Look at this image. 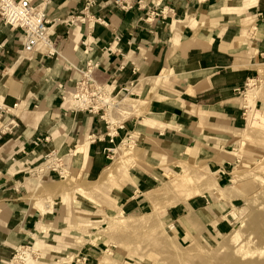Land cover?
Returning <instances> with one entry per match:
<instances>
[{
  "label": "crops",
  "instance_id": "crops-1",
  "mask_svg": "<svg viewBox=\"0 0 264 264\" xmlns=\"http://www.w3.org/2000/svg\"><path fill=\"white\" fill-rule=\"evenodd\" d=\"M32 3L56 22L54 55L25 53L23 34L0 21V222L12 227L5 242L28 239L37 214L20 206L21 189L53 151L81 142L80 158L74 161L77 177L92 181L109 168L107 154L115 151L116 142L123 144L128 135L138 138L134 144L145 142L152 162L139 165L142 174L124 185L130 192L129 197L123 194L124 206L137 213L151 206L147 196L159 180L143 170L157 162L150 156L155 147L184 155L194 141L216 150L220 140L232 141L239 134L234 122L246 116L240 111L246 107H239L235 93L264 65V0H144L141 8L128 12L114 0H93L89 7L87 0ZM154 10L159 17L151 15ZM83 70L94 73L112 100L145 106L149 122L132 130V115L111 134L102 114L70 109L67 88ZM220 125H227L228 132ZM145 126L152 131L145 132ZM203 150L197 151L199 159ZM212 155L217 163L223 157ZM52 171L66 180L63 169ZM227 210L195 195L170 214L179 225L196 218L225 233ZM89 255L77 262L87 264Z\"/></svg>",
  "mask_w": 264,
  "mask_h": 264
},
{
  "label": "rangeland",
  "instance_id": "rangeland-1",
  "mask_svg": "<svg viewBox=\"0 0 264 264\" xmlns=\"http://www.w3.org/2000/svg\"><path fill=\"white\" fill-rule=\"evenodd\" d=\"M260 63L264 64V58H260ZM258 69L252 82L235 93L239 107H246L240 110L246 116L234 122L240 132L232 141L220 140L216 150L194 141L196 152L188 150L183 155V151H173L171 155L155 147L149 154L157 162L143 170L150 176L158 175L159 180L154 181L153 191L147 196L151 206L145 211L132 212L124 206L123 196H130L124 185L135 180L137 173L142 174L139 165L152 162L147 158L151 147L145 142L135 143L136 147L133 141L138 138L132 140L128 135L124 144L116 142V152L107 154L108 167L121 162L128 168L130 180L116 171L102 181L101 177L92 181L78 178L74 161L80 158L76 152L81 142L70 145L67 151H56L57 155L53 151L37 165L42 166L31 173L21 189L20 206L38 216L28 226V239L13 245L5 242L6 232L12 227L0 222V264H80L77 260L88 253L87 264H103L105 260L106 264H264V65ZM80 73L74 85L67 88L66 100L74 106L70 109L102 114L109 122L111 134L132 115V130L149 122L145 106L118 105L119 100H112L109 89L98 83L94 73L88 77L85 70ZM220 126V130H226L227 125ZM148 130L152 131V126L146 127L145 132ZM218 131L209 132L217 135ZM197 146L204 149L200 159L197 154L201 148ZM131 147L136 160L125 155V151L118 153L119 149ZM219 152L223 157L217 163L212 154ZM59 158L60 163L56 162ZM52 169H63L66 180ZM228 192L230 198H225ZM195 195L207 197L220 209H228L222 223L226 225L225 233L212 231L196 218L182 220L179 225V220L170 214ZM38 226L46 232L39 245L32 235ZM180 226L187 229V234ZM30 248L37 251L27 262L23 253Z\"/></svg>",
  "mask_w": 264,
  "mask_h": 264
},
{
  "label": "built area",
  "instance_id": "built-area-1",
  "mask_svg": "<svg viewBox=\"0 0 264 264\" xmlns=\"http://www.w3.org/2000/svg\"><path fill=\"white\" fill-rule=\"evenodd\" d=\"M114 3L120 10L128 12L136 7L141 8L144 0H114ZM93 4V0H87L88 7ZM155 14L160 16L156 10L151 12V15ZM0 21L12 31L23 34L25 53L44 52L54 55L55 43L52 36L56 22H50L44 11L34 6L30 0H0ZM91 73L90 70L86 71V77Z\"/></svg>",
  "mask_w": 264,
  "mask_h": 264
},
{
  "label": "bare ground",
  "instance_id": "bare-ground-1",
  "mask_svg": "<svg viewBox=\"0 0 264 264\" xmlns=\"http://www.w3.org/2000/svg\"><path fill=\"white\" fill-rule=\"evenodd\" d=\"M55 52H56V49L54 48V50H53V53L55 54ZM127 99V98H126ZM131 103H133V102H131ZM135 103V102H134ZM133 103V104H134ZM118 105H120V106H123V107H130L131 106V104H130V102L129 101H126L125 99L124 100H122V101H119L118 102ZM128 111V110H127ZM128 114V113H127ZM124 144V143H123ZM126 146V145H125ZM123 147V146H122ZM124 148V147H123ZM124 151H125V155H128V157L129 158H131V159H133V160H136V154H135V151L133 150V148L131 147L130 148V150L128 149V150H125V149H119L118 150V153L121 155V153H124ZM114 152H116V150L114 151ZM120 155H119V157H120ZM135 158V159H134ZM120 159V158H119ZM121 165V166H120ZM108 170V169H107ZM120 172V173H122V175L124 174V177L125 176H127L128 177V175H129V173H128V168L127 167H125V165L124 164H121V162H118L117 164H115L114 166H111L110 168H109V170L108 171H106L102 176H101V178H100V180L102 181L103 179H105L106 178V176L108 175V176H111L112 174H114V173H116V172ZM121 175V174H120ZM130 177H128V180H130L129 179ZM46 212V211H45ZM44 214H46V213H44ZM44 234H46V232H44V228H41V227H37L36 228V231L34 232V234H33V237L36 239V241H37V245H39V244H41L42 242H43V240H44ZM86 241H88V239L86 240ZM86 241L83 243V244H85L86 243ZM83 244L81 245V246H83ZM37 250H36V248L34 249V248H30V250H28V251H25L24 253H23V255H25L26 257H27V262L29 261V260H32V254L34 253V252H36ZM22 256V255H21ZM103 264H106V260L105 261H103L102 262ZM28 264H47V263H33V262H31V263H28Z\"/></svg>",
  "mask_w": 264,
  "mask_h": 264
}]
</instances>
